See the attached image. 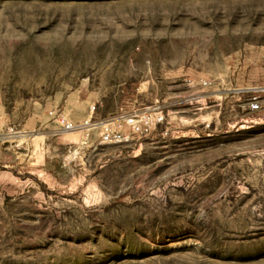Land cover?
<instances>
[{"label":"rangeland","instance_id":"374dc122","mask_svg":"<svg viewBox=\"0 0 264 264\" xmlns=\"http://www.w3.org/2000/svg\"><path fill=\"white\" fill-rule=\"evenodd\" d=\"M0 264H264V0H0Z\"/></svg>","mask_w":264,"mask_h":264},{"label":"built area","instance_id":"2783aa9c","mask_svg":"<svg viewBox=\"0 0 264 264\" xmlns=\"http://www.w3.org/2000/svg\"><path fill=\"white\" fill-rule=\"evenodd\" d=\"M255 105V104H254ZM95 107H93L94 109ZM127 122L133 126L136 130H140L142 128L140 124V120H138L136 117H130L127 119ZM75 125L72 123H67L65 125L66 130H72L75 129ZM124 139L123 134L120 131H116L110 126L108 123H103V135H102V142L103 143H114L119 142Z\"/></svg>","mask_w":264,"mask_h":264}]
</instances>
